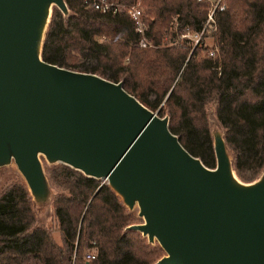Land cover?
<instances>
[{
	"label": "trees",
	"instance_id": "1",
	"mask_svg": "<svg viewBox=\"0 0 264 264\" xmlns=\"http://www.w3.org/2000/svg\"><path fill=\"white\" fill-rule=\"evenodd\" d=\"M89 1L64 0L66 15L51 7L41 60L120 82L143 106L167 117L168 130L190 155L214 168L210 108L234 174L243 183L254 181L264 169V0H224V8L213 13V29L204 34V28L192 46L179 35L184 28L201 31L205 1L141 0L151 44L144 48L127 15L98 12ZM205 37L217 49L213 56L203 53ZM42 168L58 241L37 223L27 187L14 175L0 189V264H153L158 259L160 247L127 229L142 220L106 181L61 163ZM83 249H93L94 259L85 263Z\"/></svg>",
	"mask_w": 264,
	"mask_h": 264
},
{
	"label": "water",
	"instance_id": "2",
	"mask_svg": "<svg viewBox=\"0 0 264 264\" xmlns=\"http://www.w3.org/2000/svg\"><path fill=\"white\" fill-rule=\"evenodd\" d=\"M52 6L67 14L64 0H0V167L34 204L50 198L41 158L106 181L142 220L127 229L163 250L153 264H264V169L241 182L218 128L207 168L120 82L42 61Z\"/></svg>",
	"mask_w": 264,
	"mask_h": 264
},
{
	"label": "built area",
	"instance_id": "3",
	"mask_svg": "<svg viewBox=\"0 0 264 264\" xmlns=\"http://www.w3.org/2000/svg\"><path fill=\"white\" fill-rule=\"evenodd\" d=\"M197 1H205L206 3H209L208 12H206V18L203 23V27L200 32L198 33H191L188 34V29L186 33H181L179 37L182 38H189L191 42H193V45H195L201 34L202 30L204 28L213 26V13L214 11H220L224 8L223 0H197ZM88 6L92 8L93 10H96L101 13H111L115 14L117 12H122L125 15L128 16V18L131 20L133 24L134 32L138 36V42L137 44L140 47H149L151 46L149 40L146 37V25L145 22L142 19V9L139 4V0H136L132 4H123V3H117V2H110L108 0H90L88 2ZM184 31V32H185ZM209 55H213L212 51L209 52ZM93 250V249H92ZM94 251H87L84 254H82V259L85 263H88L89 261L94 259ZM74 258V255H73Z\"/></svg>",
	"mask_w": 264,
	"mask_h": 264
},
{
	"label": "rangeland",
	"instance_id": "4",
	"mask_svg": "<svg viewBox=\"0 0 264 264\" xmlns=\"http://www.w3.org/2000/svg\"><path fill=\"white\" fill-rule=\"evenodd\" d=\"M136 1V0H135ZM139 4H140V7L142 9V5H141V0H139ZM223 4L225 5V2L223 0ZM208 8H209V3L205 2V11L208 12ZM187 28H184L181 33H186L188 31V34H191V32L189 30L185 31ZM213 27H207L205 29V32L204 34H208L210 30H212ZM185 31V32H184ZM180 38V37H179ZM178 37H176V39L179 40ZM181 40V38H180ZM190 41V40H189ZM204 42L205 44L208 46L207 50L206 51H203L204 54H206L207 56H213L214 55V52L217 50L215 48H212V39L210 38H207L205 37L204 38ZM191 46L193 45V42H190ZM212 51V54L213 55H209V52ZM210 107V106H209ZM208 120H209V126L211 129H216L218 128L219 130L220 127L217 123V121L215 120L213 114H212V111L211 109L209 108L208 109ZM42 165H45L47 164L44 160H42L41 162ZM48 165V164H47ZM19 175V173L17 172L15 166L13 163H10L8 164L7 166H3V167H0V189L10 180L12 179V177L14 175ZM51 197H52V193L50 194V198L48 200V202L44 203V204H35V207H34V214L36 216V220H37V223L49 230H51L52 232V235H53V238L55 241H58V234H57V231L54 227V218H53V214H52V206H51ZM132 212L136 215V212H137V209L136 207H134L132 209ZM141 221V220H140ZM152 245H155V246H158L159 245L157 244L156 241H154L153 243H150ZM87 251H93L92 249H83L82 251V254H84L85 252ZM163 252L161 251V254L160 256H162ZM159 256V257H160ZM158 257V258H159Z\"/></svg>",
	"mask_w": 264,
	"mask_h": 264
}]
</instances>
